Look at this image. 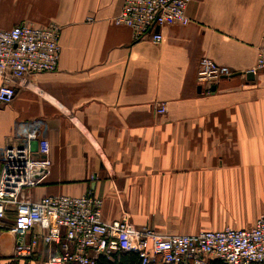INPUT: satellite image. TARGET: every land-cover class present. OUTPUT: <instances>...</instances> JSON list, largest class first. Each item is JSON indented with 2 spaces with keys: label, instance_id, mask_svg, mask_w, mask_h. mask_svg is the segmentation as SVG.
Here are the masks:
<instances>
[{
  "label": "crops",
  "instance_id": "obj_1",
  "mask_svg": "<svg viewBox=\"0 0 264 264\" xmlns=\"http://www.w3.org/2000/svg\"><path fill=\"white\" fill-rule=\"evenodd\" d=\"M122 4L0 0V31L60 29L56 71L23 87L0 74V86L15 88L0 103V162L19 127L32 126L51 166L30 199L91 192L103 222L162 235L252 227L264 206V72L247 73L264 37V0H190L189 22L159 28V44L113 23ZM203 57L232 72L209 93L196 82ZM12 224L11 213L0 222V264L13 258ZM57 250L39 243L10 264H41Z\"/></svg>",
  "mask_w": 264,
  "mask_h": 264
},
{
  "label": "built area",
  "instance_id": "obj_2",
  "mask_svg": "<svg viewBox=\"0 0 264 264\" xmlns=\"http://www.w3.org/2000/svg\"><path fill=\"white\" fill-rule=\"evenodd\" d=\"M189 2L122 0V8L113 23L131 29L135 41L148 39L159 44L162 40L159 28L189 22L185 13ZM59 33L55 24L31 23L0 31V74L18 79L23 87L28 76L56 71L60 57ZM258 72H264V37L248 73ZM231 76L230 69L206 57L198 62L196 82L206 93L222 78ZM14 96V87L6 83L0 86L1 104L10 103ZM164 111L163 105L157 107L158 114ZM18 131L19 141L3 148L0 162V222L12 214L13 224L8 231L15 239L16 257L30 256L41 243L54 245L60 252L41 264H96L99 255L119 250L136 253L141 264L157 259L164 264H206L208 259L225 264H264V206L250 228L162 235L150 228L136 229L125 219L103 222L102 200L91 192L30 199L29 191L40 185L48 174L50 146L46 139L38 138V130L32 126H20ZM35 227L40 232H33Z\"/></svg>",
  "mask_w": 264,
  "mask_h": 264
},
{
  "label": "trees",
  "instance_id": "obj_3",
  "mask_svg": "<svg viewBox=\"0 0 264 264\" xmlns=\"http://www.w3.org/2000/svg\"><path fill=\"white\" fill-rule=\"evenodd\" d=\"M59 252V250H57ZM59 254V253H55ZM96 264H141V260L136 253L126 251H115L109 254L99 255ZM150 264H164L161 260H156ZM207 264H225L222 261L212 259Z\"/></svg>",
  "mask_w": 264,
  "mask_h": 264
},
{
  "label": "rangeland",
  "instance_id": "obj_4",
  "mask_svg": "<svg viewBox=\"0 0 264 264\" xmlns=\"http://www.w3.org/2000/svg\"><path fill=\"white\" fill-rule=\"evenodd\" d=\"M20 258H22V257H16V256L13 254V258L10 260V262H9L8 264H10L11 261H12V262L17 261V260L20 259Z\"/></svg>",
  "mask_w": 264,
  "mask_h": 264
},
{
  "label": "water",
  "instance_id": "obj_5",
  "mask_svg": "<svg viewBox=\"0 0 264 264\" xmlns=\"http://www.w3.org/2000/svg\"><path fill=\"white\" fill-rule=\"evenodd\" d=\"M155 31H157V29H155ZM247 77H252V73H247ZM34 157H38V155H34Z\"/></svg>",
  "mask_w": 264,
  "mask_h": 264
}]
</instances>
